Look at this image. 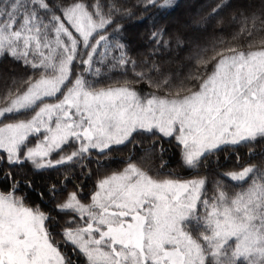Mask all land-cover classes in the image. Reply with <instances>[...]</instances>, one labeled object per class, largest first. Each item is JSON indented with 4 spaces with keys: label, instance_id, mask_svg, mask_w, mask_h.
<instances>
[{
    "label": "snow or ice",
    "instance_id": "snow-or-ice-1",
    "mask_svg": "<svg viewBox=\"0 0 264 264\" xmlns=\"http://www.w3.org/2000/svg\"><path fill=\"white\" fill-rule=\"evenodd\" d=\"M176 7L0 0V62L20 68L0 103V264H264V0H210L174 32L154 21L152 51L129 55L127 22ZM225 22L246 47L200 42ZM241 147L249 162L223 171ZM62 168L65 183H37ZM81 176L92 188L69 190Z\"/></svg>",
    "mask_w": 264,
    "mask_h": 264
},
{
    "label": "trees",
    "instance_id": "trees-1",
    "mask_svg": "<svg viewBox=\"0 0 264 264\" xmlns=\"http://www.w3.org/2000/svg\"><path fill=\"white\" fill-rule=\"evenodd\" d=\"M130 4H135L138 2V0H128ZM245 3L254 4L257 9H259L261 5V0H244ZM175 3L177 7L175 10H150L148 13L141 12L136 17H134L131 21L127 22L128 32L126 35L128 36H134L136 39L133 41L131 48L133 49L129 55H131L133 58L138 59L141 57L147 56V53L152 51V47L150 44V38L149 33L153 30L152 25L154 21H158L161 27H167L170 29V31H175V24L178 19H188L192 16H195L197 13H200L202 10H205L207 8V5L210 3V0H175ZM227 15V13L225 14ZM240 27L242 25L239 24V22L235 23H227L225 22L223 26V30H221V26L219 24L213 25L212 28H209V30L206 33H203L200 36V42L207 48L211 49L213 41H216L217 38L220 40H224L226 42H232L233 36L237 37V42L247 46V43L249 42V37L246 33H241L240 35H237L239 33ZM259 33L257 32L251 39L258 40L259 39ZM167 39V37H165ZM15 70L16 72L20 71V68L13 63L11 60L8 61H2L0 62V103H3V97L7 94V91L9 88H12V79L15 77L7 78V73L5 70ZM137 70H140L139 68ZM146 70V69H145ZM179 71H186V69L180 68ZM133 73L130 70L129 66V72L128 77L131 78ZM116 79H121V76L119 73L116 74ZM141 85H137V87H140ZM145 90H147V85H144ZM168 147L167 145H165ZM131 147V146H129ZM256 151H259L257 148ZM249 149L245 147H241L239 149H228L224 152V154L220 158V163L223 165V171L228 170H238L240 165H246L249 162V156H248ZM125 155L127 152L125 151ZM239 155V160L236 159V155ZM120 153H117L116 159L120 158ZM260 156L257 155L252 159V163H258L260 160ZM96 156H93V160L91 164H88L87 161H84L83 163L90 167L93 171H103L105 165L103 163L97 164L96 163ZM165 159L167 161H170L169 163V170H173L175 172H178L180 176L187 177L189 174H191L193 171L187 170V169H180L177 167L175 161L176 156L174 151L168 147V151L165 154ZM110 167H116V164L109 165ZM65 169H60L59 171H51V172H44L43 176L44 178L41 179L39 176L37 177V183L43 184V183H49V182H56L60 181L61 184L65 183L64 181V173ZM75 171L77 174L80 173V167L79 165L76 166ZM195 174V173H193ZM49 177H51V181H49ZM95 177L92 179L85 180L83 176L80 177V180L77 181L76 177H73L71 182L67 183V188L69 190H72L73 184L77 182L84 183L86 185L85 192L89 191L94 182ZM231 187L234 190H239L240 185H237L235 183L231 184ZM33 198L36 199V194L33 193Z\"/></svg>",
    "mask_w": 264,
    "mask_h": 264
},
{
    "label": "rangeland",
    "instance_id": "rangeland-1",
    "mask_svg": "<svg viewBox=\"0 0 264 264\" xmlns=\"http://www.w3.org/2000/svg\"><path fill=\"white\" fill-rule=\"evenodd\" d=\"M239 170V169H238ZM194 172H192L191 174H189V176H187V177H184V176H181V177H184V178H191L192 176H194L195 174H193ZM73 259L75 260V259H77V257H76V255L75 254H73ZM82 259V258H81Z\"/></svg>",
    "mask_w": 264,
    "mask_h": 264
}]
</instances>
